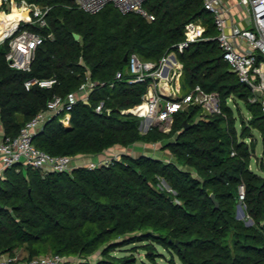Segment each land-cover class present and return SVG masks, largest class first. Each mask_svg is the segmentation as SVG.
Returning a JSON list of instances; mask_svg holds the SVG:
<instances>
[{
  "label": "trees",
  "instance_id": "trees-1",
  "mask_svg": "<svg viewBox=\"0 0 264 264\" xmlns=\"http://www.w3.org/2000/svg\"><path fill=\"white\" fill-rule=\"evenodd\" d=\"M28 1L51 6L48 27L38 30L53 32L54 38L37 49L29 72L11 67L8 42L0 45L4 135H18L55 96L78 90L89 72L96 83L89 103L75 104L69 126L59 116L47 122L34 144L54 156L76 157L116 145L155 143L170 155L127 151L109 165L47 175L22 165L7 169L0 179V253L24 260L60 254L80 258L78 264H132L113 252L143 242L151 260L158 244L172 264L175 258L181 264H264V177L250 168L256 145L252 130L264 146V111L250 102L251 89L224 61L203 0H147L153 20L123 14L113 4L90 14L72 0ZM199 18L207 25L205 39L178 53L181 86L184 92L196 85L218 92L222 112L203 115V108L193 105L176 113L170 132L153 127L145 133L136 112H123L140 105L147 89L146 83L128 82L125 57L137 53L159 61L184 41L186 23ZM53 77L52 88L25 87L29 79ZM241 103L250 116L245 120L241 114L238 122ZM239 202L252 225L236 217Z\"/></svg>",
  "mask_w": 264,
  "mask_h": 264
},
{
  "label": "built area",
  "instance_id": "built-area-1",
  "mask_svg": "<svg viewBox=\"0 0 264 264\" xmlns=\"http://www.w3.org/2000/svg\"><path fill=\"white\" fill-rule=\"evenodd\" d=\"M146 1L72 0L76 7L90 14H96L113 4L123 14L136 12L153 20L155 16L144 6ZM203 5L213 17L217 32L213 39L218 42L224 61L240 82L245 86L250 85V102L259 103L264 111V0H203ZM50 11L51 6L28 0H0V15L3 17V21H0V45L8 42L6 59L11 67L31 71L37 49L45 40L54 38L53 32L42 34L38 30L48 27ZM15 12L20 14L18 19L13 17ZM6 19L12 20L9 25ZM206 30L207 25L201 18L189 21L185 25L184 41L159 61L144 60L137 53L128 57V82L146 83L147 89L140 105L123 112H136L141 118L140 128L143 132L146 133L153 127L170 132L176 113L186 111L193 105L201 106L203 115L222 112L218 92H207L200 85H196L190 92H184L181 86L183 63L179 60L178 53L183 52L191 43L205 39ZM116 77L121 79L123 75L118 72ZM56 83L55 77L32 78L25 81V87L27 90L33 85L52 88ZM95 85L87 72L86 81L78 90L66 96H55L48 102L45 110L21 128L18 135H4L0 140V179L7 169L15 165L38 169L47 175L50 172H71L79 166L95 168L109 165L126 154V148L111 150L100 161H94L89 155L54 156L38 148L33 142L35 135L54 117L59 116L60 122L69 126L73 107L79 100L89 101ZM103 107L102 102L96 107V111L101 112ZM155 145L157 144L154 143L153 146ZM234 154L235 151L232 152ZM240 191L243 199L244 186H241ZM80 261V258L60 254L43 255L29 260H24L19 255L0 256V264H76Z\"/></svg>",
  "mask_w": 264,
  "mask_h": 264
},
{
  "label": "rangeland",
  "instance_id": "rangeland-1",
  "mask_svg": "<svg viewBox=\"0 0 264 264\" xmlns=\"http://www.w3.org/2000/svg\"><path fill=\"white\" fill-rule=\"evenodd\" d=\"M229 105L234 106L232 101H229ZM240 105H241L240 106L241 111L237 113V116H239L238 122H240L241 119H243L241 114L245 117V120H247V118L250 116L249 112L244 108L243 104L241 103ZM237 128L238 131H240L241 126L239 123H237ZM252 132L256 137V143H255L256 145H255L254 155L250 162V168L259 175L264 177V146L262 143L260 133L256 130H252ZM150 145H151L150 153H156L157 155H162V157H169L170 155L169 151L166 150L163 151L160 144H157L155 146H153V144ZM140 154L141 153H139L138 155ZM236 217L238 219L245 221L247 225L253 224V220L250 217H248L246 213V207L242 202H239L237 205ZM155 247L157 254L155 255V260H151L148 257L147 254L151 252H148L147 249H145V243L143 242H138L124 247H119L113 252V254L117 257L127 259L126 262L132 264H172L170 260L171 257L169 252L158 244H156ZM92 258L95 261L98 259V255L95 254L93 255ZM175 262L176 264H181V262L177 258H175Z\"/></svg>",
  "mask_w": 264,
  "mask_h": 264
},
{
  "label": "crops",
  "instance_id": "crops-1",
  "mask_svg": "<svg viewBox=\"0 0 264 264\" xmlns=\"http://www.w3.org/2000/svg\"><path fill=\"white\" fill-rule=\"evenodd\" d=\"M4 136V131H3V127L2 125H0V140L2 139V137ZM150 144H145V143H137L135 144L132 148H129L126 150L132 154V155H138L139 153H150ZM123 147L120 145H116L113 148L108 149L107 151H105L104 153L98 154V155H92L89 157L92 158L94 161H100L102 158H104L105 156H107L111 150H121Z\"/></svg>",
  "mask_w": 264,
  "mask_h": 264
},
{
  "label": "water",
  "instance_id": "water-1",
  "mask_svg": "<svg viewBox=\"0 0 264 264\" xmlns=\"http://www.w3.org/2000/svg\"><path fill=\"white\" fill-rule=\"evenodd\" d=\"M74 37H75L76 40H78V39L80 38V35L77 34V33H74ZM125 59L127 60L128 57L126 56ZM247 87L250 88V85H247ZM258 92H259V91H258ZM259 93H260V92H259ZM86 103H89V101H86ZM52 119H53V118H52ZM52 119H50L49 121H51ZM49 121H48V122H49ZM46 124H47V123H46ZM46 124H45V125H46ZM185 124H186V123H185ZM45 125H44V127H45ZM211 197H212V199H213V201H214V203H215L216 208L219 207V202L217 201L215 195H214V194H211ZM1 255H2V254L0 253V256H1Z\"/></svg>",
  "mask_w": 264,
  "mask_h": 264
},
{
  "label": "bare ground",
  "instance_id": "bare-ground-1",
  "mask_svg": "<svg viewBox=\"0 0 264 264\" xmlns=\"http://www.w3.org/2000/svg\"><path fill=\"white\" fill-rule=\"evenodd\" d=\"M19 16H20V14L19 13H17V12H15V14H14V16L13 17H15L16 19H18L19 18ZM7 21V23H8V25L11 23V21L12 20H10V19H6ZM0 21H3V17H2V15H0Z\"/></svg>",
  "mask_w": 264,
  "mask_h": 264
}]
</instances>
